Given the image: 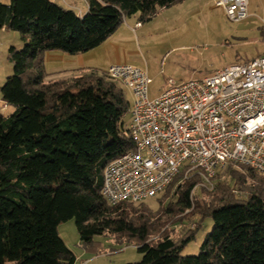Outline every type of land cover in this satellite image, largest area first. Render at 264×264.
I'll use <instances>...</instances> for the list:
<instances>
[{"label": "trees", "instance_id": "obj_1", "mask_svg": "<svg viewBox=\"0 0 264 264\" xmlns=\"http://www.w3.org/2000/svg\"><path fill=\"white\" fill-rule=\"evenodd\" d=\"M84 1V13L53 0L0 3V29L23 42L9 47L13 74L0 88L11 110L0 112V264H74L58 233L71 219L93 254L100 236L135 246L141 259L126 264H264V177L250 167L227 165L211 190L198 186L196 174H180L156 210L144 201L110 206L103 199L105 166L133 148L124 122L130 103L106 70L47 79L44 55L90 51L125 18L138 14L144 23L182 0ZM186 211L177 222L188 213L200 226L212 221L195 256L181 250L200 226L177 238L165 228Z\"/></svg>", "mask_w": 264, "mask_h": 264}, {"label": "built area", "instance_id": "obj_2", "mask_svg": "<svg viewBox=\"0 0 264 264\" xmlns=\"http://www.w3.org/2000/svg\"><path fill=\"white\" fill-rule=\"evenodd\" d=\"M212 2L231 22L248 16V0ZM106 74L130 92L133 143L103 170L101 195L108 205L154 198L180 174H196L198 186L211 190L216 173L229 164L264 177V56L202 79H170L153 98L146 70L113 64Z\"/></svg>", "mask_w": 264, "mask_h": 264}, {"label": "rangeland", "instance_id": "obj_3", "mask_svg": "<svg viewBox=\"0 0 264 264\" xmlns=\"http://www.w3.org/2000/svg\"><path fill=\"white\" fill-rule=\"evenodd\" d=\"M9 1L0 0V3L7 5ZM53 1L75 11L85 6L83 0ZM247 13L248 16L243 21L231 22L214 6L212 0H182L159 10L151 20L142 23V29L133 28V40L127 47L138 54L133 56L139 62L136 67L148 73L149 98L159 95L170 79L177 83L202 79L228 65L264 56V0H249ZM126 20L138 21V14L127 17ZM22 46L23 42L18 33L0 29V88L13 74L12 65L8 60L9 47L20 49ZM122 89L125 99L130 103L128 90L124 87ZM130 121L131 115L128 112L124 122L128 126ZM224 169L226 166L219 171ZM161 194L144 200L145 204L151 210L158 209L157 198ZM187 212L178 216L174 220L175 223L166 224L165 228L173 229V236L176 238L186 229L194 230L200 226L197 217H189L190 213V219L177 222L185 217ZM211 228L212 221L205 220L194 238L185 244L181 255H197L204 236ZM58 233L67 248L78 257L76 264H82L83 260L89 257V252L88 255L82 256L86 251L80 244L73 219L59 224ZM94 241L99 243L100 251H111V256L96 264H114L117 260L130 263L141 259V254L135 246H118L106 236L96 237Z\"/></svg>", "mask_w": 264, "mask_h": 264}, {"label": "crops", "instance_id": "obj_4", "mask_svg": "<svg viewBox=\"0 0 264 264\" xmlns=\"http://www.w3.org/2000/svg\"><path fill=\"white\" fill-rule=\"evenodd\" d=\"M84 4L85 6L83 8L78 9V13H84L86 11L87 6L85 1ZM137 23L139 22H127L125 18L120 27L109 38H107V40H105L98 47L81 54L69 55L60 51H51L45 53L43 64L47 74V79H69L81 70L105 71L107 67L113 64H129L136 67L139 62H137L133 56L138 54L135 51H131V48H128L127 44L133 40V28H143L142 23H140V27H135ZM0 103V109L4 108V115L10 113V108L6 106L1 100ZM85 251L86 252H84L82 256L88 255L89 252V257L83 260L82 264L87 262L90 263L92 261L96 264L102 259L111 256L110 250L107 253L99 251L96 254H93L91 249ZM75 257L77 261L78 257ZM76 261L74 264H76ZM114 264L126 263H121L120 260H117Z\"/></svg>", "mask_w": 264, "mask_h": 264}]
</instances>
